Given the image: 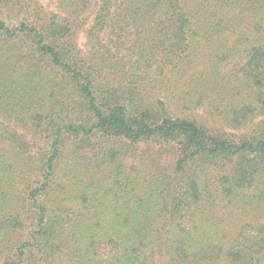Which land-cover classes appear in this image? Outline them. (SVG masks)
<instances>
[{
    "label": "trees",
    "instance_id": "trees-1",
    "mask_svg": "<svg viewBox=\"0 0 264 264\" xmlns=\"http://www.w3.org/2000/svg\"><path fill=\"white\" fill-rule=\"evenodd\" d=\"M0 264H264V0H0Z\"/></svg>",
    "mask_w": 264,
    "mask_h": 264
},
{
    "label": "rangeland",
    "instance_id": "rangeland-1",
    "mask_svg": "<svg viewBox=\"0 0 264 264\" xmlns=\"http://www.w3.org/2000/svg\"><path fill=\"white\" fill-rule=\"evenodd\" d=\"M45 3H48V0H42ZM86 41L85 35L80 34L79 36V45L82 47L84 46ZM207 55V54H206ZM206 57L205 52L200 53L198 55V58L196 60V64L192 67V71L201 72L202 69H199L200 67L205 66ZM194 69V70H193ZM209 77L210 79H218L220 80V84L218 85L219 88H222L221 96L222 97H215L214 95H217V90L210 91L211 94H208L207 97H204L205 103L201 106H199L196 109L191 110L190 113H187V110L184 112H181L182 114H189L193 117L198 118L200 121H202L204 124H206L209 128L216 129L217 131H221L224 133H233L238 134L241 132H238L231 128V126L226 122V111L224 109L225 103L227 100H230L232 97L239 98L241 100L247 99L248 101H255L256 95L254 96L251 88L246 84L243 83L241 74L239 73V69L236 68V64H226L223 65L222 69L219 70L220 73H217L218 70L211 71L209 70ZM220 74V75H218ZM214 75H218L214 77ZM220 76V77H219ZM216 83V82H215ZM237 91H239L238 95ZM241 93V95H240ZM240 95V96H239ZM182 97H176L177 101H180ZM159 99L164 100L165 97H159ZM261 117L260 119H262ZM259 119V120H260ZM9 122H6V125H9ZM20 131V130H18ZM72 148V144H68V149ZM143 150V148L141 149Z\"/></svg>",
    "mask_w": 264,
    "mask_h": 264
}]
</instances>
